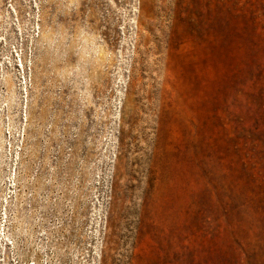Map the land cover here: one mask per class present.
<instances>
[{
  "label": "rangeland",
  "instance_id": "374dc122",
  "mask_svg": "<svg viewBox=\"0 0 264 264\" xmlns=\"http://www.w3.org/2000/svg\"><path fill=\"white\" fill-rule=\"evenodd\" d=\"M0 264H264V0H0Z\"/></svg>",
  "mask_w": 264,
  "mask_h": 264
}]
</instances>
